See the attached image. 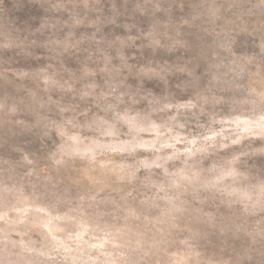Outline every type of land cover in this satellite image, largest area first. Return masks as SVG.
<instances>
[{
  "label": "clouds",
  "instance_id": "1",
  "mask_svg": "<svg viewBox=\"0 0 264 264\" xmlns=\"http://www.w3.org/2000/svg\"><path fill=\"white\" fill-rule=\"evenodd\" d=\"M43 3L35 29L0 25V264L264 256V0H191L178 20L143 0L147 30L114 36L115 0ZM132 48L196 55L137 66ZM73 50L79 75L62 63ZM176 73L179 95L143 88Z\"/></svg>",
  "mask_w": 264,
  "mask_h": 264
},
{
  "label": "rangeland",
  "instance_id": "2",
  "mask_svg": "<svg viewBox=\"0 0 264 264\" xmlns=\"http://www.w3.org/2000/svg\"><path fill=\"white\" fill-rule=\"evenodd\" d=\"M172 5L173 12H172V19L178 20L181 16L187 15L190 9L191 0H169ZM116 8L119 12L122 13L117 19V24L121 25L117 27L115 25H110L104 29L105 33H110L111 36L114 35H137V28L142 30H147L148 24L150 23V18L148 16H142L139 12V7L143 6V0H115ZM7 6L10 8V11L7 13L6 17L0 18V25H5L10 21H15L16 26L23 29H35L38 27L42 22L43 18L49 13L45 12V8L47 7L46 4L43 3V0H6ZM183 5V11H180V5ZM107 5L105 10L107 12ZM167 7V5H165ZM109 15L111 13H108ZM157 16L160 19H166L163 13H157ZM65 18H67L65 16ZM134 24L136 27L131 29V32L126 33L124 28L122 27L123 24ZM65 32L67 29L64 30ZM83 31V29H81ZM91 31V30H89ZM194 32V30H191ZM63 35V33H61ZM39 39H44L45 37L39 36ZM190 39H194L190 37ZM141 43V41H137V44ZM129 53L135 52L136 59L130 60V63L134 65H142L147 64L149 61H152L155 65L156 62L163 64L167 61L170 64L175 63H183L184 60L189 59L190 57H194L196 55L195 50L192 52H188L184 54L183 59H178L180 53L174 54H167L163 50H158L155 54L152 53L150 49H142L137 50L136 48L128 49ZM87 57V52H76L73 50L69 54H66L62 58V63L64 67H66L71 73L79 75L80 69L82 64ZM37 63H44V61H39ZM59 66V65H58ZM68 73H65V77L67 78ZM186 79V77L182 74L176 73L174 75L167 77V85L159 79H152V80H143V88L144 90L151 89L153 92L157 94H163L166 91L174 92L179 95L180 90L177 85H181L182 82ZM134 88L140 86V81L134 78H130L128 81ZM0 135L7 136V129L0 130ZM14 139H24V138H14ZM258 164H264V161H257ZM213 244L216 246L212 250L219 251V247L222 246L221 242L227 238H217L213 237ZM227 244L231 246L233 241L228 239ZM236 251L243 252L240 247V242H235ZM235 255V253H230L229 251H225L223 253L224 256L228 255ZM243 264H264V256L259 255L258 253H253V258L251 260L245 259Z\"/></svg>",
  "mask_w": 264,
  "mask_h": 264
}]
</instances>
